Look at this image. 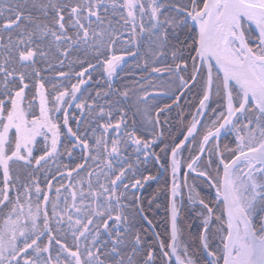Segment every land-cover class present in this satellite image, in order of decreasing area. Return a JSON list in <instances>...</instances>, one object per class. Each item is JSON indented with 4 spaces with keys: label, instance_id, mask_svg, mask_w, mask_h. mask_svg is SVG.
<instances>
[{
    "label": "snow or ice",
    "instance_id": "obj_1",
    "mask_svg": "<svg viewBox=\"0 0 264 264\" xmlns=\"http://www.w3.org/2000/svg\"><path fill=\"white\" fill-rule=\"evenodd\" d=\"M0 264H264V0H0Z\"/></svg>",
    "mask_w": 264,
    "mask_h": 264
},
{
    "label": "trees",
    "instance_id": "obj_2",
    "mask_svg": "<svg viewBox=\"0 0 264 264\" xmlns=\"http://www.w3.org/2000/svg\"><path fill=\"white\" fill-rule=\"evenodd\" d=\"M205 191H207V189H205ZM155 215H156V220L158 222V231L163 232L165 227L167 226L164 223V218L166 217L167 213L164 211V209L161 207L160 209H156L155 210ZM189 223H192V221H189ZM192 231H195V225L193 224V228Z\"/></svg>",
    "mask_w": 264,
    "mask_h": 264
}]
</instances>
